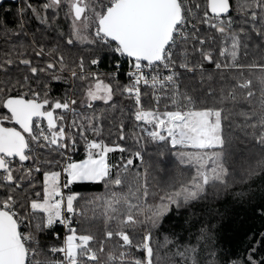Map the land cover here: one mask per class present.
I'll list each match as a JSON object with an SVG mask.
<instances>
[{
  "label": "snow or ice",
  "instance_id": "1",
  "mask_svg": "<svg viewBox=\"0 0 264 264\" xmlns=\"http://www.w3.org/2000/svg\"><path fill=\"white\" fill-rule=\"evenodd\" d=\"M61 12L71 28L66 37L55 23ZM26 14L36 20L35 31L26 28ZM17 15L20 30L5 32V37L31 39L27 44L5 39L9 46L0 47V264H160L162 248L170 264H264V253L256 246L264 234L242 255L215 246L205 249L211 239L210 230L203 228L199 249L167 236L156 243L154 236L173 208L227 194L235 166L246 174L254 165L264 169V157L234 159L230 165L225 108L197 107L201 97L222 104L247 102L241 129L264 153V62H240L252 49L264 52V0H43L40 6L24 0ZM48 30L65 37L61 42L68 52L79 43L111 55L115 63L109 82L89 71L83 56L69 63L61 42L46 50L37 33ZM88 62L99 65L101 57L93 55ZM122 63L128 65L126 85L118 82ZM205 64L242 78L231 83L225 78L219 90L214 82L203 87V77L214 79ZM256 73L254 82L249 77ZM197 74L202 79L190 87L187 81ZM50 81L69 84L73 94L53 98ZM76 81H87L78 85L85 90L81 99L76 98ZM142 87L151 89L152 107L144 106L142 95L148 93ZM194 90L199 94L192 95ZM117 93L132 100V107L120 108L114 102ZM97 101L107 109L98 111ZM125 110L152 142L178 150L180 163L195 170L190 181L167 191L157 203L148 200L146 175L135 189L132 184L142 174L129 179L135 164L143 162L140 150L113 164L109 154L127 149L89 138L90 133L101 136L110 120L125 140ZM143 139L137 136V142ZM81 141L85 157L72 160L68 153ZM76 183L104 184L108 190L90 199L64 191ZM97 218L102 237L91 231ZM57 226L66 230L61 243L42 244L43 234ZM109 242L111 248L106 247Z\"/></svg>",
  "mask_w": 264,
  "mask_h": 264
},
{
  "label": "trees",
  "instance_id": "2",
  "mask_svg": "<svg viewBox=\"0 0 264 264\" xmlns=\"http://www.w3.org/2000/svg\"><path fill=\"white\" fill-rule=\"evenodd\" d=\"M36 6H40L43 0H30ZM243 2V0H241ZM24 7V0H13L5 1L0 6V47H8L5 44V39L8 41L19 40L22 43L27 44L31 39V35L28 37H19L8 35L5 37L4 33L18 32L19 29V16L17 12L20 8ZM60 19L55 23L58 26V31H63L65 37L70 34L71 28L68 21L63 16V12L60 14ZM38 27L37 22L30 15L26 14V28L31 31H35ZM42 27V26H41ZM38 36H42L43 43L46 47L55 46L57 42H61L65 37H60L57 32L51 30L41 31L37 33ZM60 47L65 52V56L68 62L78 59L80 56L85 57L86 68L89 71H95L100 74V79L105 82H109V76L107 74L114 70V58L108 53L93 52L89 50V46L84 44H76L72 46V51L68 52L65 45L61 42ZM101 57V62L98 66L90 65L88 59L91 56ZM49 57H44L47 60ZM253 58L260 62H264V52L256 49H252L249 52L247 58L241 60V63H247ZM122 69L118 77L120 85H126L129 83L128 78L125 76L123 70H125L126 63H122ZM206 68L210 69L213 75V81H209L207 76L203 77V87H208L209 84L215 83L217 90L222 81L227 78L228 83H231L238 77L235 72H217L213 66L205 64ZM63 77V73H57ZM259 73L252 74L249 78H252L255 82L256 76ZM202 77L197 74L196 80L187 81L188 85L194 86ZM87 84V81L81 82L76 81L73 87L75 88L76 98L81 99L84 96V89L78 87L79 84ZM51 84V95L53 98L63 96L67 91L69 96L73 94V89L69 87L67 83H57L56 81H50ZM116 87V84H113ZM239 91V90H237ZM192 95H198V91L194 90ZM149 94L145 95V107H151V103L148 100ZM148 98V99H147ZM147 99V100H146ZM202 102L197 107H214L219 106L225 108V114L228 119L225 120V133L228 135L230 140V151L233 156L229 159V164H232V160H258L264 157V153L261 152L259 146L253 143L252 137L245 136L244 131L241 129L243 117L240 115L242 112L248 110V103L244 104H231V103H220L218 100H214L209 97H201ZM206 101V103L204 102ZM114 102L118 103L120 108H131L133 101L123 98L119 93L114 96ZM252 105L255 107L259 106V93L257 97L253 98ZM95 108L99 110L107 109V106L102 102H95ZM82 110V109H81ZM91 112V110H88ZM112 114V110L108 111V115ZM71 119V114H68ZM125 117V132L126 139L120 140L118 132L112 128L111 121H105V128L103 134L99 137H92L91 133L89 138L102 139L106 144L120 145L125 147L127 151L121 153L119 151L112 152L109 154V161L113 164H119L122 160L127 159L133 154L134 151L140 150L143 155V162H137L131 173V176L136 175L137 172L142 175L136 182L132 184L133 189L138 187L139 183H142L146 175L147 182L149 185V196L148 200L152 203H157L159 197L165 194L167 191L173 188H179L181 185L190 181L192 176L195 174V170L191 166H186L180 163L178 158V150L171 149L166 143L161 145L154 143L150 138L146 137L145 140L137 142V136H140V130L135 127V122L128 117V112H123ZM120 114L117 113V123H119ZM230 125V126H229ZM249 131H251L249 129ZM135 133V135L133 134ZM180 151H183L181 149ZM85 146L84 142L81 141L75 151H70L68 155L72 160H81L85 157ZM55 156V153H53ZM50 158V157H48ZM255 170L251 174H246L239 166H235L234 173L230 177V183L232 187L228 193H221L218 197H210L207 200L196 201L187 206L180 208H173V210L164 218L162 226L154 232L155 242L162 243L164 238L167 236L171 239H177L184 241L185 243L190 242L196 245L199 249L201 243L204 241H197V237L200 235L201 229L210 230L211 243H205V249H211L213 246L220 249H224L236 255H242L244 251L251 245L255 244L256 241H262V234H264V169L254 165ZM55 170L60 171L61 165L57 166ZM238 173V175H237ZM38 180L42 183V175L37 174ZM39 187V184L37 185ZM108 190V186L104 184H93V183H76L66 188V193H79L81 197L90 199L93 196H102ZM118 191L120 189H117ZM124 188L123 191H127ZM83 206V200L81 201ZM91 208V206H89ZM95 211L97 214L101 211L100 206L97 205ZM91 215V211H89ZM103 225L99 218L96 219L94 227L91 231L98 237H102L101 231ZM62 231L60 226L55 227L53 230L46 231L42 237V244L46 245H59L61 239H56L54 232ZM258 249L264 253V241L256 245ZM107 248L112 247V242L106 245ZM167 249L162 248L160 256V264H170L169 257L164 255ZM207 251L204 252L206 256ZM139 256V253H136Z\"/></svg>",
  "mask_w": 264,
  "mask_h": 264
},
{
  "label": "built area",
  "instance_id": "3",
  "mask_svg": "<svg viewBox=\"0 0 264 264\" xmlns=\"http://www.w3.org/2000/svg\"><path fill=\"white\" fill-rule=\"evenodd\" d=\"M95 66H98V65H95ZM121 69H122V67H121ZM128 70V65H127V63H126V67H125V70H123V72L125 73L126 71ZM126 76V75H125ZM127 77V76H126ZM128 78V77H127ZM143 92H147L149 95V101H150V103H151V107L155 104V101L153 100V98H152V95H151V89H146V88H144V87H142V93ZM146 99V100H147ZM142 102H143V104L145 103V95H142ZM145 106V105H144ZM161 108H163V101H161ZM140 130V129H139ZM140 136H143L144 137V139H143V141L145 140V138L147 137V134L145 133V132H141V130H140ZM63 167V165L61 164V168ZM65 190V189H64ZM61 227V226H60ZM55 229V228H54ZM53 229V230H54ZM61 229H62V231H60V233L58 232V231H55L54 232V236H55V238H56V235L58 234L60 237H64V235H65V229L63 228V227H61Z\"/></svg>",
  "mask_w": 264,
  "mask_h": 264
},
{
  "label": "flooded vegetation",
  "instance_id": "4",
  "mask_svg": "<svg viewBox=\"0 0 264 264\" xmlns=\"http://www.w3.org/2000/svg\"><path fill=\"white\" fill-rule=\"evenodd\" d=\"M6 0H0V6L2 5V4H4V2H5ZM7 1H13V0H7Z\"/></svg>",
  "mask_w": 264,
  "mask_h": 264
},
{
  "label": "rangeland",
  "instance_id": "5",
  "mask_svg": "<svg viewBox=\"0 0 264 264\" xmlns=\"http://www.w3.org/2000/svg\"><path fill=\"white\" fill-rule=\"evenodd\" d=\"M75 161H79V160H75ZM64 180H65V177L62 175V176H61V182L63 183Z\"/></svg>",
  "mask_w": 264,
  "mask_h": 264
},
{
  "label": "crops",
  "instance_id": "6",
  "mask_svg": "<svg viewBox=\"0 0 264 264\" xmlns=\"http://www.w3.org/2000/svg\"><path fill=\"white\" fill-rule=\"evenodd\" d=\"M54 229V228H53ZM52 230V229H51Z\"/></svg>",
  "mask_w": 264,
  "mask_h": 264
}]
</instances>
